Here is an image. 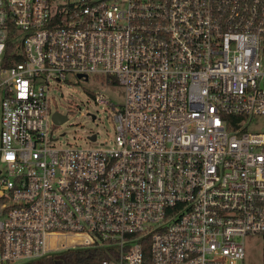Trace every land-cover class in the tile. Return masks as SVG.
<instances>
[{
  "label": "built area",
  "instance_id": "built-area-1",
  "mask_svg": "<svg viewBox=\"0 0 264 264\" xmlns=\"http://www.w3.org/2000/svg\"><path fill=\"white\" fill-rule=\"evenodd\" d=\"M81 81L122 88L89 92L110 149L56 146L51 86ZM248 246L264 264V0H0V264Z\"/></svg>",
  "mask_w": 264,
  "mask_h": 264
},
{
  "label": "rangeland",
  "instance_id": "rangeland-1",
  "mask_svg": "<svg viewBox=\"0 0 264 264\" xmlns=\"http://www.w3.org/2000/svg\"><path fill=\"white\" fill-rule=\"evenodd\" d=\"M73 80V78H70ZM103 90L111 101L122 102V88L118 85L114 89H106L92 81H81L79 85L58 84L51 86L50 95L53 97L51 109L66 115L67 120L59 126L53 127V138L56 146L62 150L68 148L110 149L113 145L114 132L111 116L102 106H97L90 98L89 92ZM87 114L94 115L92 120ZM255 127L254 129H256ZM91 133L97 134V141L89 142ZM102 143L103 146L101 145ZM259 250L248 246L245 264H259Z\"/></svg>",
  "mask_w": 264,
  "mask_h": 264
},
{
  "label": "trees",
  "instance_id": "trees-1",
  "mask_svg": "<svg viewBox=\"0 0 264 264\" xmlns=\"http://www.w3.org/2000/svg\"><path fill=\"white\" fill-rule=\"evenodd\" d=\"M54 259L57 260L56 263H53ZM102 260H104V255L100 251L78 250L62 253L56 258L50 257L42 262L30 264H98Z\"/></svg>",
  "mask_w": 264,
  "mask_h": 264
},
{
  "label": "water",
  "instance_id": "water-1",
  "mask_svg": "<svg viewBox=\"0 0 264 264\" xmlns=\"http://www.w3.org/2000/svg\"><path fill=\"white\" fill-rule=\"evenodd\" d=\"M79 78H80V76H79ZM53 121L57 124H61V123L66 121V118L63 116H60L59 114H54L53 115ZM90 140L94 141L95 136L90 137Z\"/></svg>",
  "mask_w": 264,
  "mask_h": 264
}]
</instances>
